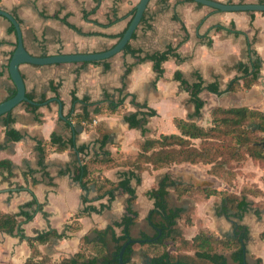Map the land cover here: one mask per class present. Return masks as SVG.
I'll use <instances>...</instances> for the list:
<instances>
[{
  "label": "crops",
  "instance_id": "obj_1",
  "mask_svg": "<svg viewBox=\"0 0 264 264\" xmlns=\"http://www.w3.org/2000/svg\"><path fill=\"white\" fill-rule=\"evenodd\" d=\"M220 1L243 3L264 0ZM138 2L0 0V7L19 20L24 45L31 54L50 55L104 51L113 47L127 29ZM232 23L242 33L236 35L227 29L217 28L221 24L230 28ZM11 24L7 17L0 15V102L16 90L9 62L18 40L16 29H10ZM186 36L188 38L183 40ZM129 43L130 49L136 53L124 49L103 60L45 65L25 62L20 65L26 92L33 95L38 108L30 110L23 102L12 110V126L23 134L20 140H11L6 134L4 121L0 120V161L6 159L11 162L10 169L0 166V210L18 214L20 205L34 197L38 200L36 206L42 205V208H38L29 221L17 216L18 225L21 224L15 234L0 231V264H22L32 252L28 239L38 232L52 229L62 236L36 242L38 249L52 261H60L81 249L99 256L115 253L117 243L112 234L108 235L106 247L85 243L84 237L92 240L96 230H104L120 221L126 212L130 194L119 188L111 204L104 206L109 202L108 196L98 198L95 183L85 190L76 178L83 163L88 164L89 177L95 179L93 182L102 178L118 182L133 172L131 185L136 190L133 207L138 216L129 236L137 239H143L144 234L149 238L155 236L156 227L150 217L155 200L150 197L149 191L158 187L168 173L173 179L195 185L229 188L223 179L209 174L208 167L205 168V175L188 167L193 163H175L139 171L134 161L145 139L179 133L176 118L204 125L201 121L208 115V112L204 114L207 100L212 104L209 112L217 105H248L264 110V12L221 11L194 0H150L143 20ZM169 46L176 47V53L163 62L162 74H158L152 60L141 61L139 58L163 52ZM257 57L261 59V69L251 88L222 94L203 90L200 94L205 100L202 114L194 115L196 105L186 84L176 78V72L179 71L188 83L198 81L200 75L204 84L218 82L220 88L225 89L234 77L242 75L240 64ZM128 67L131 70L127 74ZM123 87L124 92L120 94L119 90ZM73 93L80 99L74 111ZM106 93L113 99L124 97L123 106L116 111L105 107L97 114L93 113L94 106H90L93 121L81 124L75 116L86 107L81 100L89 98L90 101L100 102L105 99ZM136 103L145 106L139 107ZM150 109L156 110V114L147 117L139 126L130 125L128 115ZM71 113L74 117L69 122L67 116ZM54 133L66 141L72 139L74 144L57 149L51 141ZM41 144L45 146L44 158ZM249 178L264 191V168H259L256 175L251 173ZM14 183L23 187L18 189ZM169 191L171 206L187 208L190 197L184 195L177 199L175 188L169 187ZM197 195L199 198L193 197L190 203L193 207L190 212L192 222L178 219L177 227L184 238L192 240L201 230L217 237L232 235L235 225L242 224L249 228L245 261L248 264V261L252 263L260 259L264 264V195H248L250 204L241 219L217 214L216 207L221 203L219 196ZM84 196L88 197V201L84 202ZM87 205H93L98 210L78 214ZM159 220V216L154 219L155 222ZM19 230H22L21 233ZM115 231L121 235L123 229L116 227ZM141 242L134 245L129 264H144L147 257H151V248ZM179 243V240L168 242L171 249ZM224 253L229 262L235 264L232 249Z\"/></svg>",
  "mask_w": 264,
  "mask_h": 264
},
{
  "label": "trees",
  "instance_id": "obj_2",
  "mask_svg": "<svg viewBox=\"0 0 264 264\" xmlns=\"http://www.w3.org/2000/svg\"><path fill=\"white\" fill-rule=\"evenodd\" d=\"M193 1V0H192ZM264 2V1H262ZM200 4V3H199ZM96 9H94L95 11ZM135 12V9L133 13ZM264 12V11H263ZM144 17V15H143ZM142 17V20H143ZM70 26L80 29L66 21ZM218 29H227L228 32L236 35L242 33L235 28V24L232 23L230 28L225 25H218ZM10 29L15 31V26L11 24ZM184 37L183 40L187 39ZM183 40L181 42H183ZM180 42V43H181ZM126 50L136 53L135 50L130 49V43L128 42ZM176 47L169 46L163 52H157L153 54H147L144 57H139L141 61L150 59L154 62V68L158 71V74L164 72L163 62L167 60L172 54H175ZM240 68L242 75L234 77L227 85L225 89L220 88L218 82L204 84V81L200 75H198V81L194 83H188L185 81L180 72H176V78L180 79L183 84H186L191 94V100L196 105V111L194 115L200 116L201 108L205 104V100L201 97L203 90H209L217 94L224 92H236L241 89H249L257 81L260 69L261 59L259 57L250 59L247 63H241ZM131 67L127 68L128 74ZM16 92L14 89L11 96ZM120 94L124 92V87L119 90ZM26 95L33 100V95L27 93ZM86 107L79 115H75L79 119L80 123H90L93 121L92 114L90 113V106H94L93 113L97 114L102 112L106 107L110 111H116L125 102L124 97L113 99L109 93H106L105 99L100 102L90 101L89 98L83 100ZM80 102V99L73 93V110L75 104ZM27 108L30 110H36L38 108L37 103L25 102ZM139 107L145 106L142 103H136ZM141 114L139 117L138 115ZM156 110L150 109L148 111H136L127 116L131 126H139L143 124L147 117L155 115ZM212 120L209 123V127L198 124L197 122L176 118L177 126L179 127V133L161 134L158 138H147L144 140L141 151L138 153L134 165L142 171L149 168H161L164 166H171L175 163H198L204 162L211 164L210 173L223 174L228 179L230 184L239 174L238 168H233L234 172L230 169L232 164H239L244 162L248 157L264 167V110L253 108L248 105L240 106H224L217 105L211 109ZM74 115L69 114L67 116L68 121ZM0 120H3L6 125V134L11 140H20L23 134L12 126L14 117L12 111L0 116ZM82 124V123H81ZM202 139L201 146H196L192 140ZM53 144L57 145V149L61 150L66 148L67 145L74 144L73 140H64L61 136L54 133L51 137ZM105 142V138L103 143ZM42 157L46 155L45 146L40 145ZM0 166L10 169L11 162L9 160H1ZM231 170V171H230ZM132 172V171H131ZM126 175L124 179L118 182H113L108 178H102L96 182L95 179L89 177V167L87 163H83L76 175V178L80 180L82 187L85 190L89 189L90 184L95 183V186L99 192L98 198L108 196L109 202L104 206H109L111 201L116 196V190L121 188L128 192L130 197L127 202L126 212L120 221H116L113 225H109L104 230H96V236L90 240L88 237H84L85 243H93L94 245H101L106 247L107 238L109 234H112L113 240L117 243L115 253L113 255L102 254L94 255L87 253L85 249H81L72 256H65L60 261H52V259L43 254L37 247L36 242H46L52 236L61 237L56 230H48L44 232H38L37 235L30 237L28 242L32 248L31 255L22 264H120L119 263V251L120 248L127 240L130 234V228L135 223L138 212L134 209V201L136 198V190L131 185V177ZM93 180V181H92ZM138 181L140 178L138 177ZM13 184V183H10ZM18 189H21L23 185L14 183ZM169 187H174L177 194V199H181L184 195H188L191 192L202 193L204 196L209 197L211 195L219 196L221 203L217 205V214H225L227 216H235L239 219L243 216V213L249 207L250 202L247 199V193L253 195H264V191L257 185H253L252 188H245L244 194H236L223 189H217L210 185H195L193 183H187L173 179L171 173H168L158 184V187L149 191L150 197L154 198V207L150 211V217L156 227L155 238L152 237L149 240L147 234L142 235L144 239L141 244H148L152 251L151 261L152 263H165V262H184L190 264H231L228 257L224 253L225 250L232 249V259L235 264H247L245 261V241L248 239L249 228L242 224L235 225V233L223 237H217L214 234L201 230L197 233L192 240L184 238L182 232L177 227L178 219L183 218L188 208L183 206H171L169 202ZM242 190V191H244ZM84 202L88 201V197L84 196ZM38 205V200L34 197L29 202L20 205V211L18 214L4 212L0 210V231H5L9 234H15L18 227L17 216H22L24 221L32 220L35 216L36 210L42 208V205ZM35 206V208H34ZM103 206V205H102ZM192 206L189 211H192ZM98 210L93 205L85 206L83 212ZM156 216L160 217V220L155 222ZM188 223L192 222L191 216L187 217ZM78 227V226H77ZM122 227L123 232L121 235H117L115 228ZM71 228H76L71 227ZM161 229V234H159ZM22 230H19L21 233ZM179 240V244L175 249H171L168 242ZM134 243H130L125 252L124 260L129 263V258L134 251ZM221 250V251H220ZM194 251V253H190ZM248 264H261L260 259H256L254 262Z\"/></svg>",
  "mask_w": 264,
  "mask_h": 264
},
{
  "label": "water",
  "instance_id": "obj_3",
  "mask_svg": "<svg viewBox=\"0 0 264 264\" xmlns=\"http://www.w3.org/2000/svg\"><path fill=\"white\" fill-rule=\"evenodd\" d=\"M150 0H139L136 5L135 14L130 21L127 29L124 31L123 35L117 41V43L104 51L95 52H76V53H58L50 55H33L31 54L24 45L23 41V31L19 20L10 12L2 9L0 7V15H4L9 19V21L15 26L17 34V46L11 56L9 62V72L11 78L16 86V92L8 97L7 99L0 102V116L12 111L16 106L23 102L36 103L26 95V84L24 77L20 71V65L22 63L28 62L38 65L62 63V62H85V61H96L103 60L112 57L113 55L124 50L127 43L131 40L134 32L136 31L138 25L140 24L144 12ZM198 3L211 6L221 11H264V2H224L220 0H194ZM21 223H19L20 225ZM18 225V226H19ZM159 234H161V229H159ZM155 238V237H153ZM152 238H149L151 240ZM143 239L133 238L129 236L128 239L123 242L119 251V263L129 264L124 260V252L130 243L141 242ZM144 264H154L150 257H147ZM156 264H190L184 262H165Z\"/></svg>",
  "mask_w": 264,
  "mask_h": 264
},
{
  "label": "rangeland",
  "instance_id": "obj_4",
  "mask_svg": "<svg viewBox=\"0 0 264 264\" xmlns=\"http://www.w3.org/2000/svg\"><path fill=\"white\" fill-rule=\"evenodd\" d=\"M210 103H211V101L209 102V100H207V107L204 108V114H206V112H208V115L207 116L204 115L205 117H203V119L201 121V123L204 124L206 127H209V123H211V120H212L211 111L210 112L208 111L209 110L208 108L212 105ZM192 142L196 146L199 147L202 144V139H193ZM182 164H185V163H182ZM188 164H191V163H188ZM188 167H193V168L196 169V171L199 170L200 174H204V175H205V168L208 167L207 171H208L209 174H211L209 172L211 164H207V163H204V162H198V163H195L193 166H188ZM235 167H239L238 168L239 174L236 176V178L233 180V182L231 184L228 181V179H226V177L223 176V174H221V173H218V175L214 174V175L220 177L221 179H223L225 182L228 183L229 188H226V189H223V190H227L229 192H233V193H236V194H244V193H246L245 190H244L245 188L254 189L252 187H253V185H256V184L251 182L249 176H250L251 173L256 175L258 170H259V168H264V167L260 166L254 160L252 162L250 157H248L244 162H241L239 164H232L230 169L234 172L233 168H235ZM207 177H209V176L207 175ZM242 190H244V191H242ZM248 195H249V193H247V198H248ZM187 196L190 197V198H188V202L186 203L188 210H187V212L184 215L185 223H187L186 219L190 215L189 209L191 207L190 203L193 202V197L194 198H199L197 193H194V192L189 193Z\"/></svg>",
  "mask_w": 264,
  "mask_h": 264
}]
</instances>
